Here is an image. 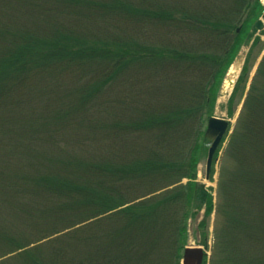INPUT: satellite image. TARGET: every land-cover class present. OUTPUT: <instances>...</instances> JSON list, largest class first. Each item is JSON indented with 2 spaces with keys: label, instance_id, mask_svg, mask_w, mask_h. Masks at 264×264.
Returning <instances> with one entry per match:
<instances>
[{
  "label": "rangeland",
  "instance_id": "obj_1",
  "mask_svg": "<svg viewBox=\"0 0 264 264\" xmlns=\"http://www.w3.org/2000/svg\"><path fill=\"white\" fill-rule=\"evenodd\" d=\"M23 1L25 5L30 4L28 13L35 11L43 1L45 3V0ZM63 1L48 0L50 7H57V28L62 30L70 26L79 34L86 32L84 38L96 47L103 44L105 48H113L114 42H131V39L137 45L151 44L162 49L188 42L184 37L181 39V30L171 27V23L164 24L152 17L123 13L120 9L112 10L110 7L91 10L85 6L75 7L70 11L58 7L57 4L64 3ZM91 1L100 5L113 2L115 5L125 3L128 8L132 6L150 11H172L173 16H179L180 13L176 11L180 10V7L196 6L193 4L194 0ZM200 1L208 6L214 0ZM229 1L215 0L218 3H215V7L220 8L216 9L214 14H218L216 12L222 10L224 4ZM249 2L241 18L237 20L236 25L240 30L232 43L229 60L210 85L209 92L213 95V100L208 111L202 115L203 132L208 116L230 120V126L214 153L210 178H205L208 145L201 143L202 132L197 135L194 144V139L189 142L193 147L186 151L185 159L189 162L187 168L190 173L177 183L179 186L184 185L185 198L182 196V201L187 206L185 212L183 213L181 204H177L173 209L167 208L168 214L175 213L183 222L178 259L174 264H181L182 248L186 245L204 247L206 253L202 264H230L228 248L225 250L219 244L220 239H227V234L233 233L232 226L224 227L227 218L244 221L249 217L237 215L233 208L218 210L219 180L227 181L235 169L230 139L243 102L253 81L258 88L256 91L261 92L264 84V77L257 74V68L264 56V29L255 36L249 47H243L244 38L253 22L261 17L264 4L262 0ZM20 3L21 0H0V24L4 25L0 27L10 26L12 30L20 28L21 31L25 28L31 30L28 33L43 29L33 27L34 23H30L31 17L36 16V13L26 14L27 21L21 22L16 13L24 7ZM67 11L70 13H66ZM62 14L66 18L60 20ZM37 15L39 17L40 13ZM10 16L13 19L8 20ZM0 40V48L6 49V46L2 45H8L10 40L7 36L0 37ZM98 61L102 63L101 66H96ZM98 61L91 65L75 61L74 64H63L57 69L51 66L55 64L42 63V67L38 62L26 71L27 75L31 73L25 80H13V76H5L0 80V90L6 93H0V251H7L16 242H32L26 248L28 247L30 252L36 248L37 253H40L36 255L40 264H50V245L43 244L62 236L54 241L56 244L65 245V254L62 255L60 264H87L90 258L97 264L96 262L108 259V253L110 258L121 261L125 257L121 253L128 247L133 248L132 242L139 241L140 238H131L134 234L129 233L124 237L117 235L120 245L111 244L118 242L114 235L117 234L115 226L121 228L124 221L121 217H112L116 208L83 221L87 214L85 206L79 207L75 202H69L70 197L52 196L53 193L46 186L50 179L47 176L52 172L57 173L59 178L68 175L67 171H73V159L82 158L93 164L88 165L84 181L95 184L97 179L92 172L94 164L105 159L115 163L118 158L127 159L150 151L151 146L155 144V135L146 128L137 130L129 125L127 129L128 121H133L131 114H138L135 109L141 112L142 108L152 104L161 108V104L174 103L178 92L191 87L188 79H191L192 75L188 77V73L181 67L164 59L131 63L125 70H115L116 61ZM36 67H39L41 73L32 72ZM194 74L196 77L198 73ZM101 75L107 77L108 84L103 91L92 95L94 89L90 83ZM11 79L12 84L4 87ZM176 80L180 82L176 83ZM187 148L188 146L185 149ZM172 155L178 159L182 157L179 153ZM197 184H203L207 191L205 197H195L194 187L196 188ZM119 185L124 189V197L134 204L141 199L164 194L167 190L176 188L169 186L146 194L149 189L157 188L155 183L148 185L126 179ZM125 205L128 203L123 206ZM88 207L93 209V205ZM154 219L158 224L153 227L149 225L148 228L145 224L139 225L138 230L132 233L143 237L142 250L148 246L154 249L162 247V256L171 258L173 244L170 239H165L164 246L162 241L157 244L148 238L149 233H161L163 230L171 234L172 230L174 231L173 222L170 224L167 215L163 214L158 218L154 216ZM79 220L83 222L77 224ZM57 228L63 230L56 232ZM1 231L7 240L2 237ZM163 246H167V249ZM116 247L118 248L115 249ZM123 247L124 251L120 252ZM15 253L16 251L5 254L0 260L5 259V264H24L19 258L13 259ZM151 254L149 259L152 260L159 255L153 251ZM152 260L149 263L146 260L145 264H151ZM55 261L57 262V259ZM152 264H157L156 260Z\"/></svg>",
  "mask_w": 264,
  "mask_h": 264
},
{
  "label": "trees",
  "instance_id": "obj_2",
  "mask_svg": "<svg viewBox=\"0 0 264 264\" xmlns=\"http://www.w3.org/2000/svg\"><path fill=\"white\" fill-rule=\"evenodd\" d=\"M249 1L230 0L224 4L222 10L216 12L218 14H214V11L220 8V6L215 7V0L208 5L211 7L202 4L200 0H194L195 7H180V10L176 11L180 13L179 16H173L174 12L172 13V11H150L132 6L128 8L125 3L115 5L112 2L100 5L91 0H64V3L57 4L58 7L61 6L70 11L75 7L85 8L86 6L91 10L110 7L112 10L120 9L123 13H134L145 18L152 17L154 20H161L164 24L171 23V27L181 30V39L184 37L188 42L181 46H168L163 49L151 44L137 45L133 39L131 42H114L113 48H105L103 44L96 47L84 38L87 35L86 32L79 34L76 29H71L72 27L68 25V28L59 30L57 28V7H50L48 0H45V3L43 1L35 11L31 12L36 13V16L31 17L30 23H34L33 27L43 28L40 31L33 30L32 33H28L31 30L25 28L21 31L20 28L12 30L10 26L0 27V37L6 38L7 36L10 40L8 45L6 43L2 45L6 46V49L0 48V80L5 76H13L12 79L17 81L25 80L31 73L29 72L27 75L26 71H29L30 67L38 62L42 67V63L55 64L51 66H55L54 68L57 69L63 64H74L75 61L79 64L91 65L98 60H104L105 63L108 62L107 60L116 61L114 62L116 63L115 70H125L131 63H147L164 59L168 60L170 64L181 67L188 73V77L192 75V78L188 79L191 87L188 90L177 91V100L174 103L161 104V108L159 105L152 104L142 108L141 112L135 109L134 111L138 114H131L133 121H128L127 129H129V125L137 130L146 128L155 135V144L151 146L150 151L147 149L148 152L127 159L118 158L115 163H110L106 159L99 161L94 164V170H92L95 179H97L95 184H90L88 180V183L84 181L85 175L88 173V165L93 164L82 160V158L73 159V171H67L68 175L59 178L56 176L57 173L48 174L47 178L50 179L46 182V186L53 193L52 196L70 197L69 202H75L79 207L85 206L87 214L83 221L116 208L112 212V217L118 216L124 221L121 228L115 226L117 233L114 234L115 238L117 235L124 237L129 233L135 235L131 238H140L139 241L132 242L133 248L128 247L125 252L121 253L125 255L121 261L110 258L108 253V259L96 262L97 264H145L146 260L148 263L152 260L149 259V256L152 255L151 251L159 254L154 258L157 264L160 262L177 263V253L180 248L179 237L183 222L182 218H178L175 213L168 214L167 208L173 209L177 204H181L184 213V209L187 207L182 201V196L185 198L184 185L177 184L182 178L188 177L190 173L187 168L189 162L185 159L186 151H190L193 147L189 145V142L194 139V144L197 135L203 132L201 130L202 115L206 110L208 111L213 100V95L210 94V85L219 70L229 60L232 43L238 36L237 20L241 18L247 4H250ZM20 4H23L24 7L16 13L24 23L27 21L25 15L31 14L28 13L30 4L25 5L23 0ZM124 7L127 8L124 9ZM212 7L213 9H211ZM38 13H40L39 17ZM64 17L62 14L59 18L61 20ZM10 19L13 17L10 16L8 20ZM2 24L0 26H4ZM101 65L102 63L99 61L96 63V66ZM39 67H36L32 72L41 73ZM194 73H198L196 77ZM257 74L264 77V56L257 68ZM12 79L4 87L10 86ZM107 80V77L101 75L92 81L90 83L94 89L92 95L103 91L108 84ZM175 82H180V80ZM256 90L258 88L253 81L231 135L230 146L234 156L235 169L227 181L219 180L218 210L233 208L238 213L237 215L245 217L249 215L248 219H244V221L232 217L227 218L228 224L226 223L224 227L232 226L233 233L225 235L228 238L220 239L219 244L225 250L228 248L230 264H264V84L261 87V92ZM0 93H3L2 90ZM201 143H207L204 137ZM186 146H188L187 149H185ZM177 153L182 157L178 159L172 155ZM32 166L35 165L32 164ZM126 179L148 185L155 183L157 188L149 189L146 194L169 186L176 188H171L164 194L160 193L157 196L152 195L141 199L134 204L124 197V189L122 190L119 185ZM41 185L43 186L44 183ZM206 193L203 185L197 184L196 188L194 187L195 197H205ZM127 203L128 205L123 206ZM89 205H93V209L89 208ZM161 210L165 212L160 213ZM249 211L251 214H247ZM160 214L167 215L170 224L173 222L174 231L172 230L171 234L165 233V230L161 233L160 231L149 233L148 240L156 241L157 244L162 241L165 246V239H170L173 244L171 258L162 256V247L154 249L148 246L142 250L143 237L132 233L138 230L139 225L145 224L148 228L149 225L153 227L158 224L154 216L158 218ZM83 221L79 220L77 224ZM61 230L57 228L56 232ZM1 232L2 237L7 240L4 232ZM58 238L54 239L57 241ZM55 240L43 244L50 245V264H60L62 255L65 254V245L56 244ZM31 243H13L14 245L7 251H0V257L16 251L14 254L16 256L13 259L19 258L24 264H40L36 256L40 253H37L36 248L31 252L28 247L26 248ZM111 244L120 245L121 243L118 239L117 243ZM167 246L164 248L165 250ZM246 246L247 248H245ZM124 249L123 247L120 252ZM65 257L70 256L65 255ZM5 262V259L0 260V264H5ZM87 264H95V261L90 258Z\"/></svg>",
  "mask_w": 264,
  "mask_h": 264
},
{
  "label": "water",
  "instance_id": "obj_3",
  "mask_svg": "<svg viewBox=\"0 0 264 264\" xmlns=\"http://www.w3.org/2000/svg\"><path fill=\"white\" fill-rule=\"evenodd\" d=\"M264 29V10L261 17L256 19L250 27L245 40L244 47H249L255 36ZM230 124V120L224 117L210 116L207 120L204 137L209 141L208 154L206 159L205 178L209 179L212 168L213 154L221 142ZM204 257V250L201 246L189 245L183 250L182 264H201Z\"/></svg>",
  "mask_w": 264,
  "mask_h": 264
},
{
  "label": "bare ground",
  "instance_id": "obj_4",
  "mask_svg": "<svg viewBox=\"0 0 264 264\" xmlns=\"http://www.w3.org/2000/svg\"><path fill=\"white\" fill-rule=\"evenodd\" d=\"M262 2H263V4H264V0H262ZM183 255V250H182V252H181V256Z\"/></svg>",
  "mask_w": 264,
  "mask_h": 264
}]
</instances>
